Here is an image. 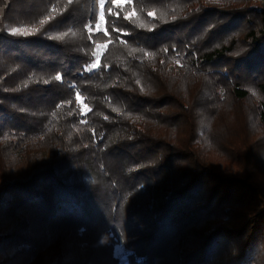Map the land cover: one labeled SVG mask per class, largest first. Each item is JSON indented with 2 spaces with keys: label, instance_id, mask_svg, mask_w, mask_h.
<instances>
[{
  "label": "trees",
  "instance_id": "obj_1",
  "mask_svg": "<svg viewBox=\"0 0 264 264\" xmlns=\"http://www.w3.org/2000/svg\"><path fill=\"white\" fill-rule=\"evenodd\" d=\"M109 6L0 0V264H264V0Z\"/></svg>",
  "mask_w": 264,
  "mask_h": 264
},
{
  "label": "snow or ice",
  "instance_id": "obj_2",
  "mask_svg": "<svg viewBox=\"0 0 264 264\" xmlns=\"http://www.w3.org/2000/svg\"><path fill=\"white\" fill-rule=\"evenodd\" d=\"M99 2H100L101 9H103L104 4H105V0H99ZM108 2H109V5H110L109 8H108V13H109V15H111V14H112V11H113L111 5L119 6L120 4H122V3H124V2H131V0H108ZM68 3L71 4V3H72V0H68ZM53 11H55V9H53ZM117 15H119V13H117ZM148 15H149V16H153L154 13L149 12ZM103 16H104V14H103V11H102V12H101V16H100V18L103 19ZM124 18H125V19H128L129 16L126 15ZM46 19H52V17H48V18H46ZM173 19H175V17H173ZM43 23H44V21L42 20V21H41V24H43ZM97 28H99V25H98V24H97ZM89 31H92V29L89 28ZM114 31H120V30H119V29H114ZM11 32H12L13 35H16V34H20V35H31V34H32V32L27 31V30H25V29H23V28H13V29H11ZM124 34H126V33H124ZM66 35H67V33H63V34H62V36H66ZM109 42H111V41H109ZM124 43H126V41H125ZM132 51H133V52H136V51H143V50H142V49H133ZM164 51L167 52L168 50H167V49H164ZM93 55H94V56L96 55L95 52H93ZM152 55H154V54H153V53L145 52V56H152ZM177 63H179V61H177ZM98 67H99V57L96 58V62L90 63L89 65H87V66L85 67L84 70L90 72V71H92V70H94V69H96V68H98ZM54 79L57 80V81H59V80L62 79V76L59 75V74H57V75L54 77ZM45 83L47 84L48 81H45ZM137 83H139V81H137ZM75 99H76V101H77L78 103H82V98H81V94H80L79 91L76 92V94H75ZM67 103H68V104H71L72 101L69 100ZM58 107H59V105H58ZM83 109H87L88 111H91V109L88 108V106H87L86 104L83 105V108L81 109V114H84ZM114 111H118V109H114ZM53 116H55V113H53ZM105 119H108V117H105ZM83 122H84V121H82V123H83Z\"/></svg>",
  "mask_w": 264,
  "mask_h": 264
},
{
  "label": "rangeland",
  "instance_id": "obj_3",
  "mask_svg": "<svg viewBox=\"0 0 264 264\" xmlns=\"http://www.w3.org/2000/svg\"><path fill=\"white\" fill-rule=\"evenodd\" d=\"M84 110L87 111V109ZM258 184L264 196V180L259 181ZM114 253L115 256L121 260L122 264H128L127 262L128 253L125 251V249L122 246H116Z\"/></svg>",
  "mask_w": 264,
  "mask_h": 264
}]
</instances>
